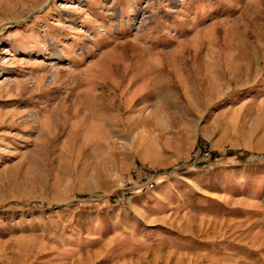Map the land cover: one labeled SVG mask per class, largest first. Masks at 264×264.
I'll list each match as a JSON object with an SVG mask.
<instances>
[{"label":"rangeland","instance_id":"1","mask_svg":"<svg viewBox=\"0 0 264 264\" xmlns=\"http://www.w3.org/2000/svg\"><path fill=\"white\" fill-rule=\"evenodd\" d=\"M4 24L0 264H264V0H0Z\"/></svg>","mask_w":264,"mask_h":264},{"label":"built area","instance_id":"2","mask_svg":"<svg viewBox=\"0 0 264 264\" xmlns=\"http://www.w3.org/2000/svg\"><path fill=\"white\" fill-rule=\"evenodd\" d=\"M119 21H120V18L116 19L115 23L118 24ZM135 24H136V21H135ZM138 25H139V23H138ZM200 157H201L200 161H207L209 159V157H210V151L208 149H204L203 152L201 153ZM155 181H156V175L155 174H151V175H149V177H147L145 179V181H143L140 184H138V188L152 189L155 186Z\"/></svg>","mask_w":264,"mask_h":264},{"label":"crops","instance_id":"3","mask_svg":"<svg viewBox=\"0 0 264 264\" xmlns=\"http://www.w3.org/2000/svg\"><path fill=\"white\" fill-rule=\"evenodd\" d=\"M132 139H131V141H129V142H126V145L127 146H130V149L135 145V139L133 138V135H131L130 136ZM120 138L121 139H123V136H122V134H121V136H120ZM125 142V141H124ZM144 148H145V146H141V147H138V149H137V151H136V156H137V158H143L144 156ZM133 150H131V152H132ZM135 151V150H134ZM139 156H141V157H139ZM155 184H156V182H155ZM141 189H143V188H141ZM147 189V188H146Z\"/></svg>","mask_w":264,"mask_h":264},{"label":"bare ground","instance_id":"4","mask_svg":"<svg viewBox=\"0 0 264 264\" xmlns=\"http://www.w3.org/2000/svg\"><path fill=\"white\" fill-rule=\"evenodd\" d=\"M69 6V5H68ZM138 17V16H137ZM143 18L142 17H138V20H136V22L138 21V23L139 24H141V20H142ZM8 25H6V24H4V25H1L0 26V33H1V31L3 30V29H5L6 27H7ZM1 76V75H0Z\"/></svg>","mask_w":264,"mask_h":264}]
</instances>
